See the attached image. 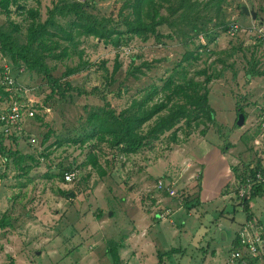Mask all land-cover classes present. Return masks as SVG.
Returning a JSON list of instances; mask_svg holds the SVG:
<instances>
[{
    "label": "rangeland",
    "instance_id": "rangeland-1",
    "mask_svg": "<svg viewBox=\"0 0 264 264\" xmlns=\"http://www.w3.org/2000/svg\"><path fill=\"white\" fill-rule=\"evenodd\" d=\"M19 1L25 7H37L43 19L53 4L58 2ZM78 1L85 4L82 15L78 17L80 22L100 15L117 21L123 2ZM219 1L218 12L215 5L200 6L203 17L198 27L204 25L203 28L209 33L207 37L195 30L190 22L184 21L178 28L167 23L160 25L158 30L168 34L161 38L162 42H155L153 37L146 41L132 37L122 47H114L93 37H80L79 48L84 52L82 56L73 51L65 58L47 60L56 78L62 77L67 67L77 66L82 60L88 64L68 77L72 89L63 99L50 95L49 82L42 75L34 71L16 70L12 64V75L29 88L28 96L40 99L49 111L41 106L35 107L34 117L24 121V132L15 141L3 134L0 126V140L6 149L32 154L35 158L26 159V170L19 169L13 156L0 151V216L3 213L10 215L12 221L10 227L0 229V264H112V258L106 252L109 241L132 237L137 219L142 220L139 231L142 236L146 239L153 235L162 238L163 247L172 251L173 264H227L232 249H229L230 238L234 240L237 231L247 221L244 211L238 208L233 210L238 180L235 182L232 179L230 183L227 175L220 173L224 161L221 153L226 151L228 155L231 153L238 158L237 165L229 167L235 179V172L243 179L252 170L251 166L260 165L264 169V142L259 141L260 131L264 129V76L252 77L247 74L252 60L257 62L255 67L264 68V39H256L251 33L252 26L264 24V0ZM242 5L254 9L256 18L242 13ZM161 13L165 15L166 9H162ZM178 14L169 17L173 19ZM11 17L16 22L22 21L15 6L12 7ZM5 20L6 16L0 12V24ZM232 22L239 24V32L232 34L227 31L228 24ZM225 23L227 29L223 30ZM181 31L189 37H184ZM121 48H125L127 53H123ZM187 50L194 51L196 59L183 60L182 56ZM116 56L121 66L110 80ZM131 60L134 74L128 72ZM144 62L148 65L142 66ZM179 63L186 68L187 77L194 81L214 75L206 85L208 101L214 110L213 123H199L189 138L193 136L198 142L204 138L206 143L212 145H203L197 155L199 158L206 157V190L210 186L214 189L213 193H217L223 188L225 198L220 197L212 201L213 205L205 206L208 212L200 219L201 222L195 212L190 215L181 212L187 218L183 228L168 221L165 225L151 224L145 227L149 223L143 215L147 197L160 192L156 189L158 179L168 182L166 173L180 176L175 182V190L179 191L180 187L187 185L197 192L195 183H199V180L189 179L191 183L188 184L187 174L182 172L184 156L180 155L182 159L179 155L173 157V150L184 146L183 142L186 141L184 125H178L176 140L170 137V132H166L138 152L128 155L115 151L113 156L109 148L103 145L100 162L106 171L104 175L83 163L89 151L88 145L95 140L81 141L85 135L96 131V114L105 101L119 110L126 107L132 98H141L153 84L160 91L172 70L180 68ZM135 68H140L141 72ZM239 109L246 114L242 126L236 124ZM30 137L35 139L33 145L28 143ZM233 141L235 145L230 143ZM230 146H235V149L229 150ZM38 156L39 159L36 158ZM112 156L114 159H111ZM185 162L193 163V167L197 163L187 159ZM65 166L77 169L79 179L64 182L58 171ZM198 168L195 171L197 174ZM211 197H214L213 194ZM249 206L254 216L248 222L261 231L263 239L257 260L252 264H264V194L251 199ZM141 248L147 264L157 260L151 243ZM120 251L122 256H126L123 260H132V242L129 239L125 240ZM152 255L154 257L151 259ZM233 264L239 263L234 261Z\"/></svg>",
    "mask_w": 264,
    "mask_h": 264
},
{
    "label": "trees",
    "instance_id": "trees-1",
    "mask_svg": "<svg viewBox=\"0 0 264 264\" xmlns=\"http://www.w3.org/2000/svg\"><path fill=\"white\" fill-rule=\"evenodd\" d=\"M219 3V0H202L201 2L197 0H123L118 11L117 21L111 17L100 15L80 22L78 17L82 15L85 4L78 0H58L48 10L44 19L37 7H25V5L20 4L19 0H0V12L6 16L5 23L0 24V48L3 55L16 70L34 71L42 75L49 82L50 95H57L63 99L66 97V93L72 89L68 77L88 64L86 60H82L77 66L67 67L63 76L56 78L53 76L47 60L48 58L54 60L65 58L73 51L82 56L84 52L79 48L80 37H93L97 41L112 44L114 47H120L123 43L126 44L132 37H138L143 41L153 37L155 42H162L161 38L168 36V34L161 33L158 27L167 23L178 28L181 21L190 22L195 30L202 32L201 34L207 37L209 33L203 28L204 25L198 27L203 17L200 6L215 5L217 6L216 12H218ZM13 6L16 7L18 15L22 17L21 22L12 19ZM162 9H166L165 15L161 13ZM175 14L178 15L170 19L169 16L172 17ZM23 23L25 24L24 32L22 31ZM213 24L215 25V22ZM222 28L223 30L227 29V24H223ZM181 34L186 38L189 37L184 31H181ZM193 53L194 51H185L182 59H196ZM256 63L254 60L250 62L247 74L252 77L264 76V68L255 67ZM141 65L147 66L148 64L144 62ZM178 65L180 68L175 67L172 70L164 80L160 91L153 84L144 91L141 98H132L126 107L119 110L105 101L96 114L98 123L96 131L85 135L81 141L86 143L95 140L94 143L88 145L89 151L83 162L85 165H90L101 175H104L106 171L100 162V154L103 155V145L109 148L113 156H115V151L128 155L138 152L166 132H170V137L176 140L180 123L184 125V141L193 130L199 127V123H213L214 110L208 101L209 90L206 85L214 75H206L201 81H194L187 77V70L182 63ZM120 66L121 62L116 56L110 72V80L113 79L111 76L118 71ZM130 67L128 72L134 74L132 60ZM135 70L141 72L140 68H135ZM120 91L122 92V89ZM159 93L161 94L159 95ZM239 112L243 113L241 109ZM244 118L246 120V114H244ZM9 137L13 141L17 140V136L14 134L9 135ZM0 151L3 154L7 153L13 156V161L19 169L26 170L24 167L26 159H35L32 154H21L16 150L6 149L1 140ZM113 156L111 159H114ZM36 158L39 159V156ZM73 169L65 166L59 169L58 174L63 180V173ZM254 169L264 171L260 165H254ZM234 175L239 181L240 176L236 172ZM246 176L253 179L254 172L251 170ZM61 193L67 194L65 191H61ZM263 194L264 182L256 183L247 197H235L236 203L233 210L241 209L246 214L247 222L253 220L254 215L250 210V201L253 198L263 196ZM187 195L186 188H181L175 196L170 197L176 199L178 206L184 207L186 211L197 208L200 204L198 197ZM167 209L172 212L171 208ZM161 214H158L157 217L163 220L159 217ZM170 215L171 213L165 218ZM258 223L261 222L258 221ZM11 225L10 215L3 213L0 216V229ZM122 241L113 238L108 243L106 252L111 256L112 264H123L119 255ZM232 247H239L237 237L232 241ZM171 252H158L156 264H166ZM247 260L249 264H252L257 259L256 257H248Z\"/></svg>",
    "mask_w": 264,
    "mask_h": 264
},
{
    "label": "built area",
    "instance_id": "built-area-1",
    "mask_svg": "<svg viewBox=\"0 0 264 264\" xmlns=\"http://www.w3.org/2000/svg\"><path fill=\"white\" fill-rule=\"evenodd\" d=\"M239 24L232 22L228 24L229 33L239 32ZM251 33L256 39H264V24H257V26L251 27ZM123 53H127L125 48H121ZM12 63L7 60L3 55L0 48V126L2 132L5 135H16L17 138L21 137L24 132V121L32 118L35 115V107L41 106L46 111H49L48 107H44L40 102V99L28 96L29 88L24 86L16 80L12 75ZM39 103V104H38ZM260 143L264 142V129L259 134ZM29 145L35 143L34 137L29 138ZM253 179L244 175L243 179H240L236 185V196L239 198L247 197L253 189L256 183L264 182V171L255 170ZM80 177V173L77 169L68 170L63 173L64 182H75ZM175 182L164 179H158L156 181V189L160 192H167L169 196H175L177 190L174 188ZM182 204V203H180ZM171 213L170 209H166L159 217L165 218ZM239 240V247L231 249V254L227 259V264H233L235 261L239 264H245L248 257H257L262 246L261 231L252 223L246 222L237 231L236 234ZM246 253V254H244Z\"/></svg>",
    "mask_w": 264,
    "mask_h": 264
},
{
    "label": "crops",
    "instance_id": "crops-1",
    "mask_svg": "<svg viewBox=\"0 0 264 264\" xmlns=\"http://www.w3.org/2000/svg\"><path fill=\"white\" fill-rule=\"evenodd\" d=\"M206 142L207 141H205L204 138L200 142H198V140L192 136L190 138L188 137L186 139V141L183 142L184 146H180L179 148L173 150V157L176 155L180 156L181 154L184 156V158H183V156H180V157H181V159L183 158V160L181 161L182 172L187 174V177H186V180L188 181L187 183L188 184L191 183V181L189 179L199 180V183L198 182L195 183V185H197L196 186L197 192H195L190 186H187V185H185V187L184 186L180 187V188H186V193L188 195L198 197L199 202H200L198 207L193 209V210L186 211L184 207H179L177 202H176V199H173L170 196H168L166 194V192H157L156 194H153V195H150L147 197V205L144 207L143 215L145 216L144 219L148 220L149 223L145 227H148L151 224H164L166 221H168L173 225L175 223L177 225H181V228H183L184 227L183 224L185 223V221H187V218L185 215H181V212L185 213L186 215H190L192 212H195L197 214V218L200 220L208 212V209H204L205 206L209 207L210 205H213L212 201L215 199H221L220 197L225 198V195L222 193L223 188L218 190L217 193L216 192L213 193L214 189L210 188V186H209L208 191L206 190L207 179H206L205 175L207 174V165L204 163V161H206V157L205 158L204 157L199 158L197 155V153L199 152V149L201 147H203V145L204 146H212ZM230 143L235 145L236 142L233 141ZM230 149L233 151L235 149V146H232L231 148H229V150ZM218 151L221 152V150H219V149H218ZM225 152L221 153V156L223 157L224 161H223V164L221 166L220 173L227 175V178H229L230 183L232 182L231 181L232 179L235 180V182H236L237 179H235L234 176L230 173L229 167L232 165L233 166L237 165L239 160L237 157L232 156L231 153H230V155H228ZM207 155L208 154H205L204 156H207ZM186 159L197 162L196 165L194 166L196 168H194L192 166L193 163L185 162ZM197 167H199L198 168L199 174H197L195 172V171H197ZM193 171H194V173H192ZM165 178H167L168 181L178 182V180L180 179V176L179 175L178 176H174V175L171 176L168 173H166ZM208 185H209V182H208ZM187 188L191 189V191H193V192L189 191ZM203 188H204V190H203ZM206 192H209L210 194L205 195ZM212 194L214 197H211ZM235 203H236V201L233 203V205H235ZM167 208H171L172 211L174 212L173 213L174 215L171 214L170 216H168L166 218V220H162V219L158 218L157 215L163 213L164 210ZM233 208H234V206H233ZM199 210H201V211L199 212ZM234 211H236V210L234 209ZM146 218H148V219H146ZM174 218H176V220ZM150 220H152V222H150ZM200 222H201V220H200ZM135 225L137 227L134 230L135 232L132 233V237L129 236L128 238H123L124 241L122 242V248L120 249V250L123 249L125 240L129 239V242H132V260L131 259L129 261H126V259L123 260L124 257H126V256H122L121 251L119 252L120 259L125 264H147V260L143 256L144 252H142L143 249L141 247L145 248L146 245H148V243H151L153 246V249H155L154 255H156V258H157L158 252H165V251L169 250L168 247L167 248L163 247L162 244L164 241L162 240L161 237L159 238L158 236L153 235L152 238L149 236L146 239L144 237V235L142 236L141 233H139V231H141V229H142V220L137 219V221H135ZM160 226L163 227V225H160ZM232 241L233 240L231 237L230 241H229L231 243L229 249H231V247H232ZM161 246H162V248L160 249ZM209 247L210 246L208 245V248ZM212 248H215V247L212 246ZM176 252H178V250H176ZM153 257L154 256L152 255L151 259ZM173 257L174 256L170 253L168 255V261L166 262V264H173V262H175ZM127 259H128V257H127ZM203 260H205V259H203ZM156 263H157V260L155 262H153L152 264H156ZM177 264H179V263L177 262Z\"/></svg>",
    "mask_w": 264,
    "mask_h": 264
},
{
    "label": "water",
    "instance_id": "water-1",
    "mask_svg": "<svg viewBox=\"0 0 264 264\" xmlns=\"http://www.w3.org/2000/svg\"><path fill=\"white\" fill-rule=\"evenodd\" d=\"M242 13L246 15H251L253 19L256 18V12L254 9H248L246 5L241 6ZM245 118L243 113H239L236 124L237 126H242L244 124Z\"/></svg>",
    "mask_w": 264,
    "mask_h": 264
}]
</instances>
